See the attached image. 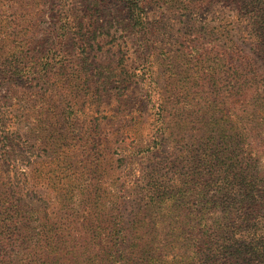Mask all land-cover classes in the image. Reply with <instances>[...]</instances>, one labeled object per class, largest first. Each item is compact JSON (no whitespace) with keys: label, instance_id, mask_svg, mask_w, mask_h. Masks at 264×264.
<instances>
[{"label":"trees","instance_id":"16d2710c","mask_svg":"<svg viewBox=\"0 0 264 264\" xmlns=\"http://www.w3.org/2000/svg\"><path fill=\"white\" fill-rule=\"evenodd\" d=\"M30 2L0 0V86L18 79L24 63L33 67L29 47L13 43L27 34L14 27L17 18L29 20ZM206 2L218 13L224 42L217 54L229 81L217 105L184 92L152 104L149 142L127 154L144 160L131 190L111 188L107 173L124 157L110 154L98 126H88V180L75 189L73 165L59 160L55 140H43L40 115L26 123L24 92L0 96V264H264V0ZM145 19L142 10L132 15L128 30L139 36ZM146 71L99 84L118 100L116 88ZM26 131L33 146L46 145L39 157L22 152L30 148ZM64 178L65 191L58 189Z\"/></svg>","mask_w":264,"mask_h":264},{"label":"rangeland","instance_id":"374dc122","mask_svg":"<svg viewBox=\"0 0 264 264\" xmlns=\"http://www.w3.org/2000/svg\"><path fill=\"white\" fill-rule=\"evenodd\" d=\"M26 10L29 20L17 18L14 30L24 27L27 34L14 35L13 43L29 47L33 67L29 70L31 61L24 63L18 79L2 82L0 96L9 88L14 95L24 92L18 97L28 101L21 109L29 119L26 123L40 115L43 140H55L59 160L73 165L75 189L88 180L89 125L100 128L102 142L112 143L114 158L124 157L123 164L116 162L107 173L114 182L111 188L131 190L144 160L127 154L129 147L149 142L155 124L150 121L157 110L152 104L160 102L161 95L184 92L202 102L215 99L212 105H217L220 90L229 81L224 72L226 58L222 63L217 54L224 42L218 13L206 0H144L143 6L138 0H31ZM140 10L146 23L138 36L127 24ZM57 35L63 39L60 43ZM29 36L32 41L27 40ZM141 66L147 70L145 78L116 88L118 100L108 96L106 84H99L119 80L133 68L138 73ZM148 87L153 88L151 94ZM35 101L41 108L34 110ZM26 138L30 148L22 152L39 157L46 145L33 146L30 133ZM63 166L58 168L59 176L64 174ZM180 167L187 171L190 166ZM65 179L60 180L59 190L65 191ZM79 198L69 201L71 207ZM53 206L59 207V217L66 218L59 200Z\"/></svg>","mask_w":264,"mask_h":264}]
</instances>
